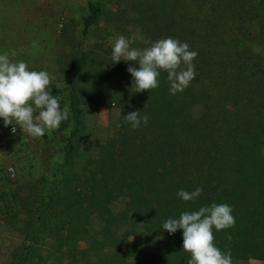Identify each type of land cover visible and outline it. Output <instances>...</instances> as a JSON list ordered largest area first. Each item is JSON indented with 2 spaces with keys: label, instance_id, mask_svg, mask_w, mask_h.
I'll return each instance as SVG.
<instances>
[{
  "label": "trees",
  "instance_id": "trees-1",
  "mask_svg": "<svg viewBox=\"0 0 264 264\" xmlns=\"http://www.w3.org/2000/svg\"><path fill=\"white\" fill-rule=\"evenodd\" d=\"M101 21L123 36L130 28L144 40L187 43L198 53L194 79L170 95L161 72L156 89L131 92L132 62L112 64V48L91 43ZM59 37L70 113L59 177L36 215L16 225L24 244L9 264H52L41 244L56 231L59 264H188L182 230L169 235L162 224L213 203L230 205L235 218L213 229L214 244L232 261L264 262V0H86L79 24L64 23ZM100 105L110 108L112 135L78 165L82 108ZM133 111L147 126L124 122ZM75 185L80 198L65 199ZM196 187L193 201L176 196ZM117 200L124 206L113 213ZM8 210L5 221L14 219Z\"/></svg>",
  "mask_w": 264,
  "mask_h": 264
},
{
  "label": "rangeland",
  "instance_id": "rangeland-1",
  "mask_svg": "<svg viewBox=\"0 0 264 264\" xmlns=\"http://www.w3.org/2000/svg\"><path fill=\"white\" fill-rule=\"evenodd\" d=\"M85 1L0 0V53H8L12 60L24 61L30 70L49 72L54 77L49 90L59 100L61 108H68L67 87L63 76L58 72L56 58L67 48L62 44L59 34L64 23L72 21L79 24L85 13ZM97 29L98 33L96 31L89 37L93 38L91 43L112 48L120 34L103 21L98 24ZM128 30L129 36H141L135 29ZM139 42L140 40L132 47L138 48ZM82 111L84 128L75 141L81 156L77 160L78 165L86 155H94L98 146L113 132L108 106H83ZM37 114L38 112H34V115ZM15 126L17 131L13 134L10 131L13 125L5 127L0 121V264L13 263L18 259L24 237L16 225L36 215V207L40 206V202L59 177L64 141L70 123L68 120L64 121L57 130L46 132L39 138L31 137L20 130L19 125ZM81 193V188L75 185L65 199L78 200ZM13 197L16 201H13ZM8 206L9 213L6 216L14 219L5 221L3 213ZM123 206L124 200H117L110 208L113 213H118ZM60 244L58 231L54 232L52 240L42 242L44 254L52 258L49 263L59 264L55 258L61 250ZM85 247L84 242L79 244L80 249ZM150 253L153 262L155 249H151ZM84 262L82 260L78 264H85ZM232 262L264 264L252 260Z\"/></svg>",
  "mask_w": 264,
  "mask_h": 264
},
{
  "label": "clouds",
  "instance_id": "clouds-1",
  "mask_svg": "<svg viewBox=\"0 0 264 264\" xmlns=\"http://www.w3.org/2000/svg\"><path fill=\"white\" fill-rule=\"evenodd\" d=\"M138 40L147 46L132 47ZM197 55L187 43L171 37L149 41L142 36L120 35L112 44L111 63L132 62L127 72L132 78L130 90L133 93L156 89L161 72H166L169 93L176 95L194 79L193 61ZM53 81L54 77L46 70H30L24 61L12 60L8 53H0V121L3 125H13L10 129L13 134L17 131L15 125H19L20 130L34 138L57 130L70 113L67 106L61 108L59 100L50 93ZM148 119L140 111L123 116L132 130L147 126ZM202 191L200 187L191 192L180 189L176 196L182 201H193ZM232 212V207L226 203H213L197 211L181 212L178 218H168L162 229L169 235L182 230V249L190 254L188 264H233L231 253L221 251L214 244L213 236V229L218 232L234 227Z\"/></svg>",
  "mask_w": 264,
  "mask_h": 264
}]
</instances>
